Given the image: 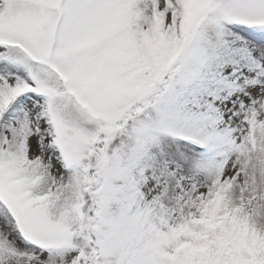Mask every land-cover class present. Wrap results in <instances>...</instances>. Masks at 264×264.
Wrapping results in <instances>:
<instances>
[{"label": "snow or ice", "instance_id": "6c2138e0", "mask_svg": "<svg viewBox=\"0 0 264 264\" xmlns=\"http://www.w3.org/2000/svg\"><path fill=\"white\" fill-rule=\"evenodd\" d=\"M0 264H264V0H0Z\"/></svg>", "mask_w": 264, "mask_h": 264}]
</instances>
